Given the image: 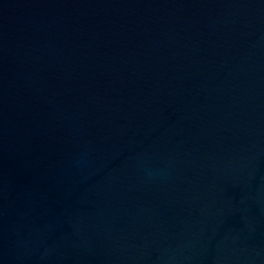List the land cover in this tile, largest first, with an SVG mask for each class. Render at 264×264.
<instances>
[{"label": "water", "instance_id": "water-1", "mask_svg": "<svg viewBox=\"0 0 264 264\" xmlns=\"http://www.w3.org/2000/svg\"><path fill=\"white\" fill-rule=\"evenodd\" d=\"M0 264H264V0H0Z\"/></svg>", "mask_w": 264, "mask_h": 264}]
</instances>
